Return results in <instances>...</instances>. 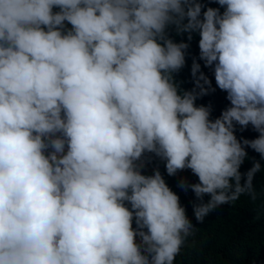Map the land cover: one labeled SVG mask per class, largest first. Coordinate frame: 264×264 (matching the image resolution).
Listing matches in <instances>:
<instances>
[{"label": "clouds", "instance_id": "1", "mask_svg": "<svg viewBox=\"0 0 264 264\" xmlns=\"http://www.w3.org/2000/svg\"><path fill=\"white\" fill-rule=\"evenodd\" d=\"M215 2L0 0V264H176L196 224L153 155L198 177L179 184L198 223L257 199L264 166L240 169L264 160V0ZM194 33L230 102L215 119L201 64L176 79Z\"/></svg>", "mask_w": 264, "mask_h": 264}, {"label": "trees", "instance_id": "2", "mask_svg": "<svg viewBox=\"0 0 264 264\" xmlns=\"http://www.w3.org/2000/svg\"><path fill=\"white\" fill-rule=\"evenodd\" d=\"M205 10L207 7H220L215 0H204ZM223 11V9H221ZM172 38L179 42L187 41V33L176 35L174 30L169 33ZM199 35L193 34L190 47L187 49L186 64L176 74V79L181 82L184 89H192L195 80L192 76L191 67L193 60L201 64L203 71L212 81L215 92L199 97L197 104L211 105L212 118L218 117L229 106L227 93L216 87L215 76L212 69L204 66V61L199 59ZM236 135L240 139H255L259 133L251 125L246 129L237 126ZM248 157L241 165V172H246L252 167L254 160H261L260 154L250 147L246 149ZM159 168L169 186L177 192L181 203L186 206L188 216L196 224V231L189 237L180 255L176 257V264H264V170L254 177V185L257 189V199L253 201L250 196L243 195L234 204H225L210 213L203 223H198L193 215V203L198 202L195 194L189 188L183 190L179 184L185 180L188 184L198 182V177L190 170L178 172L175 176H169L166 172L165 162L153 155L146 163L145 174H152L155 168ZM243 182V181H242ZM205 195V201L209 199ZM135 226V225H134Z\"/></svg>", "mask_w": 264, "mask_h": 264}]
</instances>
